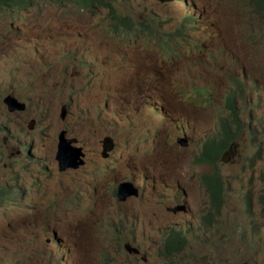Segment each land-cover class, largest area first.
<instances>
[{
	"label": "rangeland",
	"instance_id": "rangeland-1",
	"mask_svg": "<svg viewBox=\"0 0 264 264\" xmlns=\"http://www.w3.org/2000/svg\"><path fill=\"white\" fill-rule=\"evenodd\" d=\"M110 1L115 22L107 7L73 0L0 8V264H264V142L257 136L264 130V9L257 12L248 0H184L189 7L183 0ZM146 20L162 31L183 25L191 40L180 61L161 62L159 70L144 66L135 48ZM145 38L157 51L162 43L180 42L154 31ZM94 60L107 70L92 69ZM244 78L239 117L245 128L238 152L222 167V202L213 214L198 185L211 169L194 165V157L203 138L217 132L213 120L229 90ZM93 84L96 89H88ZM184 89H192L190 100L201 107L196 96H209L216 114L183 106L189 94H176ZM9 93L25 104L22 112L7 111L2 98ZM63 103L68 113L61 121ZM163 105L167 119L154 113ZM136 113L145 125L135 124ZM186 126L196 141L175 152L172 138ZM60 129L80 140L75 145L84 163L77 169L58 171L53 152ZM107 137L115 147L104 158ZM126 180L139 194L119 202L115 189ZM178 203L184 212L168 208ZM127 226L136 229L134 236ZM171 229L186 243L163 255ZM64 247L74 249L73 259L56 255L63 256Z\"/></svg>",
	"mask_w": 264,
	"mask_h": 264
},
{
	"label": "clouds",
	"instance_id": "clouds-1",
	"mask_svg": "<svg viewBox=\"0 0 264 264\" xmlns=\"http://www.w3.org/2000/svg\"><path fill=\"white\" fill-rule=\"evenodd\" d=\"M35 1L36 0H33L32 4L30 6H32L35 3ZM73 1H75L77 3L76 0H73ZM107 1L112 5L113 8H115L113 3H112V1H110V0H107ZM160 1L161 2H164V1H171L172 2L174 0H160ZM184 3H185L186 7H189V5L185 1H184ZM28 7H25V8H28ZM95 7H99V6H95ZM91 8H93V7H91ZM188 11L190 13H192L194 16L197 15L195 13V9H192V10L186 9L183 12H188ZM183 12H180L181 13V17H182ZM107 13H108V15L110 17L114 18V22H115V17H118V16H115V13H116L115 9L113 11H107ZM151 21L155 22V20H151ZM146 22L148 24L149 20H146ZM118 24L123 25L124 27H126L128 29H131L132 26H133V24L131 22H128L126 19H119V23ZM182 28H183V25L181 24L177 28V30L175 32H173V31L170 32V31H166V30L162 31V30H160L157 27L154 28V27H151L149 25L147 27H144L141 24L140 27L137 28L138 31H141V38H139L136 41L137 45H136L135 50H141L142 51L143 58H144V66H149L152 69L159 70L161 62L168 63V62H178V61H180L181 60V54H182L183 51H185L184 46L190 45L189 41L191 40L190 38H187L183 34ZM147 31L159 32V33H162L163 35H170V36L176 35V36L179 37L180 42L172 40V41L168 42L167 44L166 43H162V44H160L158 46L159 47V51H157L156 48H155V45L151 44L145 38V33ZM182 38H184L186 40H182ZM193 48H194V45H193ZM93 64H94V67L92 69H94V70H98L99 67H101V65H105V63L102 60H100V61L94 60ZM134 66H135V63L131 62V64L129 65V68L132 70L134 68ZM105 69L107 70L106 65H105ZM244 80H246V79L244 78V79H240V80L236 81L234 83V85L232 86V88L229 90V92H228V94L226 95V98H225V103H224V107L222 109V113L217 118V120H213L214 124L217 127V132L214 135H209V136H206L205 138H203V140L200 143V148L198 149V151H197V153H196V155L194 157V165H197L200 168L202 167V165H204V166H206V167L211 169L210 173H208V174L203 173V174H201L199 176L198 185L205 187L206 192H207V196L209 198V206L213 210V214H219V210H220L221 202H222V193H223V187H224V182H223V179H222V176H221L222 167L224 165L229 164L231 157L233 155H235L236 152H238V150H239L238 134H239V132L242 129L245 128L244 127V122L239 117V100L240 99H245V88L243 87ZM82 81H83V79H82ZM96 83H98V81H96L95 84ZM83 84L85 85L84 82H83ZM95 84L91 85L88 89H96V88H94ZM191 91H192V89L189 90V91L184 89L180 93L176 94V95H184V96L189 94L184 99V101H182V105L183 106L196 107V108H206L208 111H211V114L214 116L216 114V108L214 109V107H210V105L208 104L209 96H206V97L196 96V100H198V103H202L204 105L203 107H201L198 104H195V103H193L190 100V97L192 96ZM9 94H7V95H9ZM7 95H5V96H7ZM3 98H2V100H3ZM16 99H18V98L16 97ZM2 103H3V101H2ZM63 105H65L66 114H65L64 118H61L60 117V113H61V107ZM149 108H152V106H149ZM6 109H7L8 112H22L23 111V110L9 111L7 106H6ZM163 111H164V105L161 108H155L154 109V113L159 118L162 117V118H166L167 119V113H166V111H164V112ZM67 113H68L67 105L65 103L61 104L60 112H59V118H60L61 121H64L66 119ZM135 124L143 126V125L146 124V121H143V122L139 123L138 122V116H137V113H136V115H135ZM247 129H248V131H249V133H250L252 138L254 137V135L256 136L255 131L252 129V127L250 125L247 126ZM61 131H64V138L65 139H75V144L76 143L77 144L80 143L79 139L67 136V130L60 129L58 131V133H57L56 146L58 145L59 134H60ZM257 136H260L261 137L260 141L264 142V130L259 131V134ZM144 138L146 140L149 139V137H144ZM106 139H110L112 141V144H113L112 149H113L115 147V139L112 138V137H107ZM195 141L192 139L191 134H190L189 130H187V126H186V127L182 128L179 131V134L177 136L172 138L173 150L175 152H181V151H184V150H189L191 145ZM103 143H102V145H103ZM145 143H147V142H145ZM253 145H256V143H253ZM56 148L57 147H55V150L53 152V158H54L55 153H56ZM101 149H103L102 146H101ZM109 152H108V154H109ZM258 153H259V146H257V150H256L255 154H258ZM54 160H55V158H54ZM56 166H57V163H56ZM67 169H71V168H67ZM67 169H65V170H67ZM207 179H212L213 181H217L219 187L222 188L221 189V195L219 197H215V198L211 197ZM126 181H128V180H126ZM121 182H123V181H121ZM134 186L138 189V194H139V188L136 185H134ZM116 189H117V186H116ZM116 189H115V198L117 199ZM0 190L4 191L2 189H0ZM22 190H24L25 191L24 194L26 196H28V194H29L28 189L27 188H23ZM8 193L10 195H12L13 191L10 189L8 191ZM137 196H131V197H137ZM117 201H118V199H117ZM124 201H119V202H124ZM74 202L80 204L81 203V197L75 198ZM90 202H91L90 200H88L86 202L85 210L89 209L93 205ZM60 205H62L64 208L70 210L69 206L66 205L64 202H60ZM180 205L184 206V210H177V211H175V213L184 212L185 211L186 206L183 203L175 204V205H173V207L180 206ZM168 208L170 209L172 207H168ZM89 211H91V209H89ZM205 219H206L207 222L212 221V214H207ZM128 228L130 230L127 231V233L129 235L134 236L135 232H136V229H132L130 227H128ZM172 232L178 233L179 236L181 238H183L184 242L186 243L185 236L181 233L180 230L171 229L163 237L162 244H161V246H162L161 253L165 252V249L163 248V241ZM124 247H128L129 249H131L127 244H125ZM64 249H65V254L63 256H60L58 253L56 255L59 256L60 258H63V259H66V258H72L73 259V257H74V249H71V248H68V247H64ZM183 249H184V245L179 251H172L171 253H168V254H171V256H173L175 253L180 252ZM131 250L134 251V252H137V250L135 248H132Z\"/></svg>",
	"mask_w": 264,
	"mask_h": 264
},
{
	"label": "water",
	"instance_id": "water-1",
	"mask_svg": "<svg viewBox=\"0 0 264 264\" xmlns=\"http://www.w3.org/2000/svg\"><path fill=\"white\" fill-rule=\"evenodd\" d=\"M3 103L7 106L9 111L23 110L25 104L19 102L12 94H9L3 98ZM66 114L65 105L61 107L60 117L64 118ZM63 140V141H62ZM112 141L106 139L102 145L101 156L106 158L108 152L112 149ZM55 161L59 171H63L67 168L76 169L84 163V152L82 147L75 145V139H65L64 131L59 134V142L56 146ZM138 189L130 181H123L117 185L116 196L118 201H124L131 196H137ZM171 211L184 210V206H176L170 208Z\"/></svg>",
	"mask_w": 264,
	"mask_h": 264
},
{
	"label": "trees",
	"instance_id": "trees-1",
	"mask_svg": "<svg viewBox=\"0 0 264 264\" xmlns=\"http://www.w3.org/2000/svg\"><path fill=\"white\" fill-rule=\"evenodd\" d=\"M33 0H0V8H7L10 11L14 9H21L28 7L32 4ZM79 6L91 8L95 6H105L108 8V11H113L114 8L107 0H76ZM249 4L255 8L258 12L261 9H264V0H248ZM264 18V16H260ZM144 27H147V22L142 23ZM207 91V89H206ZM229 97V96H228ZM206 159V158H205ZM208 180V186L210 190L211 197H219L221 195V187H219L217 181L212 179ZM183 245H185L184 239L179 236L178 233H170L166 239L163 241V248L165 249L163 255H171L172 251H179Z\"/></svg>",
	"mask_w": 264,
	"mask_h": 264
},
{
	"label": "flooded vegetation",
	"instance_id": "flooded-vegetation-1",
	"mask_svg": "<svg viewBox=\"0 0 264 264\" xmlns=\"http://www.w3.org/2000/svg\"><path fill=\"white\" fill-rule=\"evenodd\" d=\"M124 249H125L128 253H130V252H132V253H137V252L132 251V250L129 249L128 247H124Z\"/></svg>",
	"mask_w": 264,
	"mask_h": 264
},
{
	"label": "bare ground",
	"instance_id": "bare-ground-1",
	"mask_svg": "<svg viewBox=\"0 0 264 264\" xmlns=\"http://www.w3.org/2000/svg\"><path fill=\"white\" fill-rule=\"evenodd\" d=\"M53 1V0H52Z\"/></svg>",
	"mask_w": 264,
	"mask_h": 264
}]
</instances>
